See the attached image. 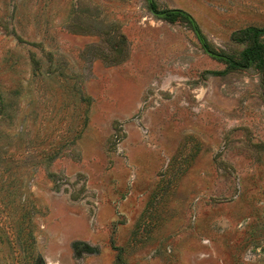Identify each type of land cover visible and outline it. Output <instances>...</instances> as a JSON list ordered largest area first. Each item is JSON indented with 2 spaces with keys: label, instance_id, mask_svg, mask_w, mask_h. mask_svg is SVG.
<instances>
[{
  "label": "rangeland",
  "instance_id": "rangeland-1",
  "mask_svg": "<svg viewBox=\"0 0 264 264\" xmlns=\"http://www.w3.org/2000/svg\"><path fill=\"white\" fill-rule=\"evenodd\" d=\"M152 1L214 56L150 0H0V264H264V70L215 56L264 0Z\"/></svg>",
  "mask_w": 264,
  "mask_h": 264
},
{
  "label": "trees",
  "instance_id": "trees-1",
  "mask_svg": "<svg viewBox=\"0 0 264 264\" xmlns=\"http://www.w3.org/2000/svg\"><path fill=\"white\" fill-rule=\"evenodd\" d=\"M151 1V8L155 14H158L161 18L165 19L170 23L185 22L188 24L200 37L205 49L214 56L208 47L206 41H204L200 35L199 27L195 19L186 11L181 9H170L158 13L156 11L154 3ZM264 36V27L250 26L243 30H238L234 32L231 39L235 42L245 43L246 48L242 51L241 59L239 61L224 57L222 55H215L216 58L221 59L226 64H228L229 69L238 70L242 68H247L254 63L264 70V43L261 38ZM224 72H219L217 74H224Z\"/></svg>",
  "mask_w": 264,
  "mask_h": 264
}]
</instances>
